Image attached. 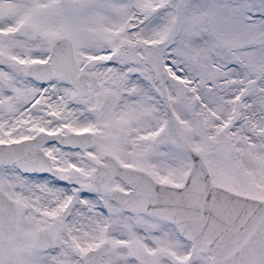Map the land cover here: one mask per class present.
Masks as SVG:
<instances>
[{
  "label": "snow or ice",
  "instance_id": "snow-or-ice-1",
  "mask_svg": "<svg viewBox=\"0 0 264 264\" xmlns=\"http://www.w3.org/2000/svg\"><path fill=\"white\" fill-rule=\"evenodd\" d=\"M0 264H264V0H0Z\"/></svg>",
  "mask_w": 264,
  "mask_h": 264
}]
</instances>
